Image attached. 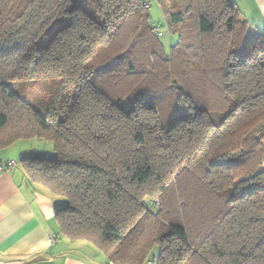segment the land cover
<instances>
[{
	"label": "trees",
	"instance_id": "1",
	"mask_svg": "<svg viewBox=\"0 0 264 264\" xmlns=\"http://www.w3.org/2000/svg\"><path fill=\"white\" fill-rule=\"evenodd\" d=\"M160 5L169 55L145 0H0V149L53 143L25 174L109 262L264 264V33L234 0ZM56 77L45 114L10 86Z\"/></svg>",
	"mask_w": 264,
	"mask_h": 264
},
{
	"label": "crops",
	"instance_id": "2",
	"mask_svg": "<svg viewBox=\"0 0 264 264\" xmlns=\"http://www.w3.org/2000/svg\"><path fill=\"white\" fill-rule=\"evenodd\" d=\"M145 1L149 8L153 0ZM234 1L248 34L264 33V0ZM23 142L0 149V264H117L93 244L59 233L55 212L64 202L29 181L21 159L32 155Z\"/></svg>",
	"mask_w": 264,
	"mask_h": 264
},
{
	"label": "rangeland",
	"instance_id": "3",
	"mask_svg": "<svg viewBox=\"0 0 264 264\" xmlns=\"http://www.w3.org/2000/svg\"><path fill=\"white\" fill-rule=\"evenodd\" d=\"M154 1V2H153ZM147 12L156 26L161 29L160 34L155 33V39L162 49V54L169 55L170 48L177 43L178 34L168 30L165 21L164 13L162 11L160 0H153ZM61 78H38V79H23L12 81L10 86L15 90L23 99L27 100L34 108L45 114L50 108L58 90L61 86ZM114 98L126 100V95L123 93L116 94ZM156 104L155 101H153ZM176 115V111L172 109L170 104H166L161 108V117L164 120L166 117ZM164 123V122H163ZM24 145L28 147L27 152L32 156L53 158L56 156V150L51 141L41 138H29L23 140ZM14 143L13 145H15ZM15 149L16 146H12ZM11 149V148H10ZM12 151V150H11ZM20 160V159H19ZM264 161V160H263ZM262 166L263 162H262ZM62 199V198H61ZM159 248L155 246L152 249L150 259L154 258V263L158 261Z\"/></svg>",
	"mask_w": 264,
	"mask_h": 264
},
{
	"label": "built area",
	"instance_id": "4",
	"mask_svg": "<svg viewBox=\"0 0 264 264\" xmlns=\"http://www.w3.org/2000/svg\"><path fill=\"white\" fill-rule=\"evenodd\" d=\"M155 30L160 34V28L159 27H155ZM8 164H11L8 162ZM147 264H153V260H148Z\"/></svg>",
	"mask_w": 264,
	"mask_h": 264
}]
</instances>
